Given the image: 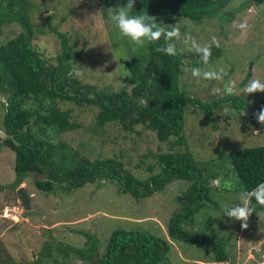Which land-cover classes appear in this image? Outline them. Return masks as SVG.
Masks as SVG:
<instances>
[{"label":"rangeland","instance_id":"374dc122","mask_svg":"<svg viewBox=\"0 0 264 264\" xmlns=\"http://www.w3.org/2000/svg\"><path fill=\"white\" fill-rule=\"evenodd\" d=\"M34 1L42 11L34 18L35 28L40 30L36 31L35 46L55 64H58V56L62 54V45L81 53L80 60L73 64L70 77L78 79L82 85L97 91H131L133 74L130 64L136 65L139 71L150 66L151 43L136 46L122 37L107 19V12L104 15L101 11L96 15L100 11L99 1ZM159 1L173 6L180 0ZM126 2L116 0L113 8ZM245 3L248 5L237 13L234 21L224 25L221 16L193 22L170 11L154 17L157 23L165 26L178 23L182 34L190 33L202 45L210 43L211 37L216 36L223 52L220 57L209 60L207 65L201 64L198 55L188 50L182 38L171 42L175 44L176 52L190 56L192 62H200L202 71L224 68L228 73L224 81H234L236 88L234 94L226 95L223 93L224 82L194 78L192 68L181 70L183 88L188 84L185 89L192 92L193 97L206 105L217 103L221 108L215 110L213 116H206L198 108H189L185 112L183 135L197 169L205 173L214 170L221 173L217 179L220 183H213L215 187L220 186V191H211V202L199 209L193 217V226L185 225V229L220 244L231 260L239 261L236 264H264V215H259L257 219L249 217L246 229L242 228L241 222L223 216L224 207L237 204L242 191L239 180L231 172L229 155L264 146V125L255 119V113L264 107V93L245 96L242 91L254 78L264 82V0H233L227 10L240 8ZM49 15L53 18L47 20ZM242 21L249 25L246 33L233 26L234 22ZM52 28L62 32L64 39L51 33ZM15 33L12 27L4 29L3 34L0 32V44L8 42ZM213 88H220L221 93L213 95ZM10 100L9 93L0 94V133L3 134H6L5 108L1 102L7 108ZM240 100L247 104L242 110H236L235 105ZM71 108L72 121L82 124L81 128L55 136L51 132L44 137L55 145L60 146L62 142L69 146L66 151L54 155L58 165L62 163L61 168L75 167L78 160L113 159L122 162L137 180L145 181L161 172L155 156L170 152L172 145L159 142L155 132L143 125L130 132L116 123L97 127L99 108L96 106L79 107L65 102L60 104L59 109ZM244 110L246 116L232 115ZM253 121L263 128L259 133ZM0 140V264H83L75 261L74 249H84L87 243L96 242L103 252L113 233L119 230L149 233L170 241L168 228L171 219L175 212L186 209L184 203L190 184L183 180L173 181L163 191L142 197L132 194L131 190L126 192L120 177L106 176L79 187L77 182L71 190L57 187L50 192L35 190L33 179L29 177L21 187H26L31 194L32 209L39 216L25 218L16 191L10 190L17 179L16 152L3 145V139ZM221 149L225 153L222 158L219 154ZM177 150H185V146L177 145ZM75 151L78 152L77 157ZM150 166L155 167L154 171H150ZM65 177L66 182L71 184L70 177ZM131 186L141 188L138 183L131 184L130 189ZM81 233L91 236L92 241ZM175 244L170 254L172 264H192L182 261L180 256L205 259L214 253L212 249L202 250L189 243ZM231 260L229 264H232Z\"/></svg>","mask_w":264,"mask_h":264},{"label":"trees","instance_id":"16d2710c","mask_svg":"<svg viewBox=\"0 0 264 264\" xmlns=\"http://www.w3.org/2000/svg\"><path fill=\"white\" fill-rule=\"evenodd\" d=\"M97 1L101 3L99 8L104 15L116 3V0ZM232 1L180 0L172 6L162 4L159 0H136L131 14L143 12L154 16L171 11L193 22H201L207 16H221L224 25L234 21L237 13L248 5L245 3L240 8L227 10ZM40 11L34 0H0V32L3 34L8 27L16 32L8 42L0 44V94L11 95L7 108L1 102L5 108L4 131L10 136L2 144L14 150L17 156V179L10 190L15 192L29 177L33 179L35 190L50 192L57 187L71 190L77 182L79 187L106 176H114L122 179L121 186L126 192L131 190L136 196L148 197L163 191L173 181H186L190 184L184 203L186 209L174 213L168 228L170 241L149 233L119 230L113 233L103 252L96 242L87 243L84 249H74L75 261L83 264H172L170 254L174 244L181 246L182 243H189L202 250L214 251L211 257L204 259L206 263L229 264L231 259L220 244L185 229V225L193 226V217L199 209L211 202V191H220V186L218 188L213 184L220 177V171L205 173L198 170L183 135L187 109L198 108L206 116H213L215 110L220 108L217 103L206 105L193 97L192 92L185 89L188 84L184 88L182 86V68L183 71L185 67L201 68L200 62H192L193 58L180 52H176L174 56L157 52V47L164 45L161 38L160 41L152 42L149 47V67L139 71L136 65L130 64L133 74L131 91H97L96 88L82 85L78 79L70 77L73 64L80 60L81 53L62 45V54L58 56V64H55L39 52L34 40L36 31L40 30L35 28L34 18ZM51 18L53 15H49L47 20ZM50 32L59 39L65 37L56 28H52ZM222 52V45L213 46L210 60L220 57ZM65 102H72L79 107L89 105L99 108L96 115L97 127L103 128L116 123L130 132L136 126L143 125L155 132L159 142L172 145L170 152L155 156L161 172L148 180H137L124 168L122 162L113 159L92 162L83 160L76 162L75 167L61 168L62 163L58 165L54 157L66 151L69 146L62 142L60 146L55 145L44 137L51 132L55 136L81 128L82 124L72 121L73 108L59 109L60 104ZM246 104L247 102L240 100L235 109L242 110ZM177 145L185 146V150L175 151ZM219 154L221 158L225 155L222 149ZM74 155L77 157L78 152L75 151ZM229 158L231 172L239 180L241 190L250 191L264 182V146L233 152ZM149 169L154 171L155 167L150 166ZM65 176L70 177L71 184L66 182ZM135 183L141 188L131 186L130 189V185ZM222 189L225 188L222 186ZM252 207L255 212L250 216L251 219L264 215V206L253 201ZM81 234L92 241L91 236Z\"/></svg>","mask_w":264,"mask_h":264},{"label":"clouds","instance_id":"9594fccd","mask_svg":"<svg viewBox=\"0 0 264 264\" xmlns=\"http://www.w3.org/2000/svg\"><path fill=\"white\" fill-rule=\"evenodd\" d=\"M135 2L136 0H127L126 4L123 6L107 9V19L115 25L121 36L127 38L131 44L142 47L146 42L152 43L160 41L161 38H163L164 45L157 47L156 51L167 56H174L176 54V46L171 41L174 39L181 40L182 38V42L188 46V50L196 53L205 65L209 63L211 48L213 46L220 47V42L216 36L211 37L210 43L202 45L198 43L190 33L185 32L182 34L180 28L177 26L178 23L174 26H165L162 23H157V18L147 13L141 12V14L138 15H131L130 13L134 11ZM101 11L102 9L96 15H99ZM233 26L239 29L241 33H246L249 29V25L246 21L239 23L234 22ZM227 75L228 73L224 68L210 71H202L200 68L192 69V76L194 78H202L206 81L224 82L223 93L232 95L236 92L235 82L231 80L225 82L224 78ZM242 91L245 96L258 92L264 93V82L258 78H254L249 81ZM219 93H221L220 88L212 89L213 95ZM238 114L239 116H246L247 112L244 110L232 113V115L235 116H238ZM255 119L259 124L264 125V107H261V109L255 113ZM253 123L255 122L253 121ZM261 129L259 131L257 130V132L259 133ZM214 183L219 184L220 181L217 180L214 181ZM238 200L239 202L237 204L224 207L223 216L228 217L232 221L241 222L242 228L246 229L249 217L255 212V209L252 207V202L255 201L256 204L264 206V182L257 184L250 191L242 190L239 193Z\"/></svg>","mask_w":264,"mask_h":264},{"label":"water","instance_id":"95a60500","mask_svg":"<svg viewBox=\"0 0 264 264\" xmlns=\"http://www.w3.org/2000/svg\"><path fill=\"white\" fill-rule=\"evenodd\" d=\"M255 126H256L258 131L262 128L256 124H255ZM0 138L4 140L6 138V134L0 133ZM16 193H17L19 202H20V204L24 210V217L26 218V217H30V216H39V214L32 209V206H31L32 196L28 193L26 188L20 187Z\"/></svg>","mask_w":264,"mask_h":264},{"label":"crops","instance_id":"0c3cea01","mask_svg":"<svg viewBox=\"0 0 264 264\" xmlns=\"http://www.w3.org/2000/svg\"><path fill=\"white\" fill-rule=\"evenodd\" d=\"M181 255V254H180ZM179 258H181V260L182 261H184V262H190V263H192V264H209V263H206L205 261H204V259H202V258H197V259H186V258H183V257H179ZM231 262H232V264H236L237 262H239L238 260L236 261V260H231ZM260 263H262V262H260ZM212 264H215V263H212Z\"/></svg>","mask_w":264,"mask_h":264},{"label":"flooded vegetation","instance_id":"af4514ba","mask_svg":"<svg viewBox=\"0 0 264 264\" xmlns=\"http://www.w3.org/2000/svg\"><path fill=\"white\" fill-rule=\"evenodd\" d=\"M206 18L208 19V18H214V17H213V16H211V17L207 16ZM217 18H219V16L215 17V19H217ZM5 133H6V132H5ZM8 137H10V136L6 133V138H8ZM6 138H5V139H6ZM0 141H1V140H0ZM77 160H78V159H77ZM78 161H80V160H78Z\"/></svg>","mask_w":264,"mask_h":264}]
</instances>
